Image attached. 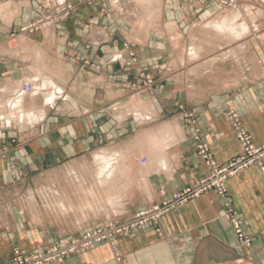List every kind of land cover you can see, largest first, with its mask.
Here are the masks:
<instances>
[{"label":"crops","instance_id":"1","mask_svg":"<svg viewBox=\"0 0 264 264\" xmlns=\"http://www.w3.org/2000/svg\"><path fill=\"white\" fill-rule=\"evenodd\" d=\"M68 1L72 4L69 16L52 28L23 37L14 46L0 45V110L19 88L8 104V114L0 111V124L9 126L15 120L20 128L16 131L0 126V264L11 257L14 247L44 249L102 227L112 211L128 203L133 208L125 213L161 203L188 181L207 174L200 144H206L214 161L226 163L241 150L229 113L238 117L254 143L264 142V6L250 9L253 16L241 21L240 10L220 7L214 0ZM57 8L56 0H0V35L17 33L40 12ZM230 12H236L237 17L225 21ZM259 14L262 17L257 18ZM115 28L125 37L140 38L136 43L138 55L157 50L158 40L151 44L156 48L148 46L150 38L160 32L169 37L177 31L184 34L195 29L203 38L206 30L214 29L211 44L217 50L208 56L215 54L219 65L215 73L204 71L209 57L203 54V46H198L194 58L183 59L184 73L154 81L150 96H131L128 79L133 73H125V77L113 73L114 66L108 62L119 45ZM254 29L258 35L250 31ZM226 35L230 39L223 42ZM63 47L70 52L68 60L60 51ZM171 51L164 49L170 54L169 60ZM75 55L102 62L100 69L81 73ZM35 77L54 85L55 91L63 89L69 96L66 106L53 114L42 109L26 115L24 104L30 108L42 105L36 97H25L31 91L20 90L22 79ZM18 111L21 117L15 114ZM28 117L39 121L34 127H25ZM97 142L103 143L104 150L95 154L96 159L114 157L125 165L120 164L125 179L120 182L119 197L112 199L111 189L101 187L100 164L96 185L76 187L73 194L46 186L38 193L27 182L30 175L40 173L48 185V173L87 153ZM136 157L146 161L136 165ZM126 159L133 162L130 171ZM149 164H155L154 168ZM77 179L83 182L80 175ZM129 184L140 189L135 199L126 201ZM21 189L28 190L27 197L12 193ZM49 190L56 198L48 200ZM227 190L229 205L216 191L208 190L112 242L102 241L66 256L63 264H264V175L257 166L248 167L229 178ZM37 195H41L42 204ZM229 209L250 236L248 245L238 239ZM69 213L74 215L71 223L67 221Z\"/></svg>","mask_w":264,"mask_h":264},{"label":"rangeland","instance_id":"2","mask_svg":"<svg viewBox=\"0 0 264 264\" xmlns=\"http://www.w3.org/2000/svg\"><path fill=\"white\" fill-rule=\"evenodd\" d=\"M86 1L94 2L95 0H86ZM214 1H215V4L220 7L227 8V9L240 10L241 11V15H240L241 21H247L249 17L253 16V14H249L250 9L254 8L258 10V8L262 9L264 6V0H214ZM56 3L58 6L57 11H49V10L42 11L37 16H34L33 18L26 21V23L20 27L17 33L10 32V33L1 34L0 35V45L8 44L10 46H14V43H17L23 37H27L30 34L37 33L40 31H45L46 29L52 28L57 23H59L61 20L68 17L72 9V4L68 0H56ZM255 16L259 18V17H262V14L255 15ZM41 18H43L44 20L46 19L44 24H46L47 26L44 29L43 28L36 29V27L34 26V23H36L37 20ZM27 25H31L32 28L22 30ZM254 30H250V31L256 32V35H258L257 30L255 31ZM199 33H200L199 31L192 29L191 31L186 30L185 33L183 34V31L181 30V31H177L173 33L169 37H166L164 34H162V32H160L159 36L157 34L154 38H150L149 40V46H148L149 48L153 46L151 44H155L156 41L158 40L159 45H156L158 47L157 48L154 47L157 50H155L152 47V49H154V52H152L153 54H151V51L149 53H145V51H143L144 53L138 55L136 51V46H137L136 43L139 41L140 38L125 37L123 36L124 34H122L119 28H115L113 30V34L116 36V38H119L118 39L119 45L116 47V49H113L111 56L108 59V62L112 66H114L113 73H119L118 75H122L123 77H125L124 76L125 73H129V75L133 73V75L131 74L132 76L131 79L130 78L128 79V89H129V93L131 96H135L138 94L139 95L147 94L150 96L153 94L152 90H153L154 81L160 78H162L163 81L164 80L166 81L168 75L184 73L185 62L183 59L188 61L190 57L194 58L193 52L198 46H203L204 48L203 54H205V56H208V54L210 55L212 51L216 52L217 47L214 44H211L212 39L215 38L216 31L214 29H211V30L208 29V31L206 30L204 32L205 35L203 38L199 37ZM223 38H224L223 42H226L230 39V36L226 35V36H223ZM165 48L169 49L170 51L172 50L171 52H173L172 53L173 55L171 57V60H169L170 54H167V52H164ZM60 51L64 56L63 58L65 60H68L67 58L70 56V52L66 51V47H63V49L62 50L60 49ZM224 52L225 51L219 52V56L222 55V53ZM214 55L210 57L208 56L209 61L207 64L203 66L205 69L204 71L208 73H215L216 71L215 67L216 65H219L218 64L219 60L218 61L215 60L216 58L214 57ZM157 58L159 59V63L156 62ZM100 63L102 62L93 61L87 57L75 55V64L79 68L78 70L81 71V73L96 72L97 70L100 69ZM228 68L230 69V67ZM158 69L159 70L162 69V72H160ZM152 73H158V75L155 76ZM22 80L24 81L28 80L32 82L33 84L34 91L32 90L33 92L31 91L28 94H25V97L27 95H30V96L36 97L37 103L38 101L40 102V100L42 102L41 106L35 105L36 107H34V105H32L33 107L31 106V108H30V105L28 106L24 104L25 113L29 114L31 111L38 113L40 112L39 110L43 109L44 111H48L51 114H53V113L59 112V110L61 109V106H66V104L68 103L69 96L66 92L63 91V89H61V87L58 86L61 89L60 91H55L53 87L54 85L44 84L42 80L39 79V77H35V78L27 79V80L22 79ZM18 89L19 88L17 87L15 89V92L11 95L10 99L5 103L6 108L4 107L5 109H2L0 111L4 113H7L8 111H10L8 108V104L10 100L14 97V95L19 91ZM82 96L86 97V93H84ZM57 101H58V104H57ZM58 106H60V108H58ZM25 119L27 120V124L25 125V127H34L35 124L38 123L39 121V120H36V121L33 120L32 122L29 120V117ZM0 126L10 127V128L14 127L16 131L20 129L18 125L13 123V121L12 123H10L9 126L7 124L5 125L0 124ZM113 148L118 149V147H113ZM103 150H104L103 143L97 142V144L93 146L87 153L81 155L80 157H77L72 160L61 163L59 165L60 168H57L56 171L48 173V177H47L48 178L47 180L49 183L48 185H45V181H46L45 176L41 175L40 173H35L33 175H30L27 182L30 183L33 191L38 192V193H39L40 188L45 187V186L47 188H52L53 191L58 190V192H63V193L67 192L70 194H73L76 187H82L83 189H86L96 183L95 182L96 168H97V165L101 164L100 162L101 159L97 158L95 162L94 156L97 153L103 152ZM142 159L144 160L145 158L137 157V162L139 163L144 162ZM129 168H132V167L130 166ZM70 171H73V172L71 173ZM79 175L81 176V179L83 180V182L77 179ZM58 187L59 189H57ZM129 187H131V184L129 185ZM139 189L140 188L138 187H134V189L128 188L127 193H128L129 198H127L126 201H131L135 199V196L138 194ZM132 190H134L133 191V193H135L134 196H132ZM51 191L50 190L48 191L49 192L48 200L56 198L54 196H51L50 194ZM14 192H16L17 196L19 197H23V196L27 197L28 190L27 189H21L17 191L12 190V193ZM40 197L41 195L36 196V198L38 199V202L42 204V202L39 200ZM72 198L74 200L76 199L75 196H72ZM159 207L162 208L161 203H159ZM132 208H133L132 203H128L118 208V210L112 211L110 213L111 218H109L108 222L102 227L108 230V229H115L120 226H123L130 219V216L132 214V212L125 213V210L131 211ZM166 211L161 212L159 217ZM69 215L70 216H67L68 217L67 221L71 223L70 219H73L74 215L72 213H69ZM92 215L93 213L90 212L88 216L92 217ZM157 220L158 219H151L148 222L150 221L154 222ZM97 228H100V227H97ZM97 228H94V229H97ZM129 231H130L129 233H131L133 230L132 231L129 230ZM80 235L72 237L71 239L77 238ZM122 235H127V234H122ZM53 244H56V243H51L50 245H53ZM15 248L19 249L18 247H14V249ZM46 248L33 250V251L32 250L24 251L21 249L19 250L23 253H30V252L42 251V250H45ZM14 249H13V252H14ZM13 252H12V255H13ZM10 258L11 257H9V259ZM47 263L58 264L57 262H47Z\"/></svg>","mask_w":264,"mask_h":264},{"label":"built area","instance_id":"3","mask_svg":"<svg viewBox=\"0 0 264 264\" xmlns=\"http://www.w3.org/2000/svg\"><path fill=\"white\" fill-rule=\"evenodd\" d=\"M45 21L46 19L41 18L34 23V26L36 29H44L47 26L44 24ZM29 28L32 26L27 25L22 30ZM20 90L29 92L33 90V86L31 82L23 81ZM228 117L236 131L241 146L240 152L226 163L219 164L212 159L206 144H200L198 148L208 167L207 174L197 180L188 181L181 190L172 193L169 198L161 202L162 208L159 207V203L151 204L142 210L133 212L123 226L108 230L104 227L86 230L77 238L69 239L64 243L49 245L42 251L23 253L15 248L11 258L1 264H44L47 262L63 264L66 256L102 241L112 242L118 235L128 234L129 230L138 229L151 219H158L161 212L180 205L208 190L216 191L224 198L225 204L229 205L231 199L227 190V182L230 177L251 166H257L264 175V142L254 143L234 113H229ZM228 216L238 239L248 245L251 238L243 229L241 219L231 209L228 211Z\"/></svg>","mask_w":264,"mask_h":264},{"label":"bare ground","instance_id":"4","mask_svg":"<svg viewBox=\"0 0 264 264\" xmlns=\"http://www.w3.org/2000/svg\"><path fill=\"white\" fill-rule=\"evenodd\" d=\"M243 12V11H242ZM236 12H230L229 13V15H227V16H225V21H232L234 18H236L237 17V15L235 14ZM247 18V17H246ZM247 23V22H246ZM245 23V24H246ZM244 24V25H245ZM246 26H247V24H246ZM58 88V87H57ZM62 92V91H61ZM22 93V92H21ZM16 100H18V99H16ZM11 102V101H10ZM13 102V101H12ZM13 104V103H12ZM14 104H15V102H14ZM18 104V103H17ZM22 105V104H21ZM17 105L15 104V107H16ZM10 107V106H9ZM19 107V106H18ZM6 108V107H5ZM17 108V107H16ZM18 109V108H17ZM11 111H12V109H11ZM17 111V110H16ZM10 113V112H9ZM12 113V112H11ZM8 114V113H7ZM13 115L12 116H15L14 115V113H12ZM17 116H20L21 117V113L18 111L17 113H15ZM27 114V113H26ZM32 114V113H31ZM36 114V113H35ZM44 114V113H43ZM1 115V114H0ZM38 115V114H37ZM5 115H3V117H4ZM7 116V115H6ZM9 116H11V115H9ZM8 116V117H9ZM11 116V117H12ZM1 117H2V115H1ZM13 118V117H12ZM19 119V118H18ZM20 119H22V118H20ZM38 119V118H37ZM9 120V119H8ZM24 120V119H23ZM13 121H15V120H13ZM20 122H21V120H19ZM25 121V120H24ZM16 122V121H15ZM23 123V122H22ZM31 123V122H30ZM19 124V123H18ZM163 137V136H162ZM167 138V137H166ZM166 139H164V141H165ZM164 144V143H163ZM145 146H147V144L145 145ZM144 147V146H143ZM161 147H163V146H161ZM140 147H138V149H139ZM145 148V147H144ZM143 148V149H144ZM148 148V147H147ZM133 149V148H132ZM114 150H112L111 152L112 153H114V154H116L115 152H113ZM143 151H145V150H143ZM138 152V151H137ZM146 152V151H145ZM149 152V151H148ZM106 153V152H105ZM110 153V152H109ZM108 153V154H109ZM148 154V153H147ZM104 155V154H103ZM128 155V154H127ZM132 155H133V153H132ZM135 155V154H134ZM137 155V154H136ZM99 156V155H98ZM101 156V155H100ZM117 156V155H116ZM108 157V156H107ZM106 157V158H107ZM133 157V156H132ZM131 157V158H132ZM135 157V156H134ZM133 157V158H134ZM150 157V156H149ZM98 158H100V157H98ZM123 158V157H122ZM124 159V158H123ZM136 159H137V157H136ZM95 160H96V158H95ZM143 160V159H142ZM147 160H148V158H147ZM160 159H158V161H159ZM98 161H99V159H98ZM126 161H127V159H126ZM132 161V160H131ZM131 161H129V162H131ZM134 161V163H135V160H133ZM146 161V160H145ZM144 161V162H145ZM154 161V160H153ZM101 164H100V166L99 167H102L101 169H98V170H100V172L98 173V181H99V183H100V185H101V187L102 188H104V187H106V189H107V191H108V189H111V193H112V199L114 198V197H119V190H118V188L121 186L120 184V182H122V179L124 178V175H122V173L120 174V164L122 165L123 163L121 162V161H119V159H117V158H114V157H108L107 159H103V158H101ZM128 161L126 162V166H128V165H131L132 167H133V162L130 164ZM144 162H142V163H144ZM155 162H156V159H155ZM98 163V162H97ZM96 163V164H97ZM124 163H125V160H124ZM136 163H137V161H136ZM135 163V164H136ZM147 163H148V161H147ZM154 163V162H153ZM152 163V164H153ZM158 164V162L156 163V165ZM136 165H140V164H136ZM155 165V164H154ZM153 165V166H154ZM122 166H125V165H122ZM147 166V165H146ZM149 166H150V164H149ZM153 166H150V167H152V168H154ZM130 167V166H129ZM128 167V168H129ZM125 168V167H124ZM127 168V169H128ZM136 168H137V166H136ZM144 168V167H143ZM147 169H149V168H147ZM98 170H97V172H98ZM129 171L131 170L130 168L128 169ZM150 170H152V169H150ZM149 170V171H150ZM123 171V170H122ZM142 171V169H140V172ZM73 172V171H72ZM125 172V171H124ZM126 172H127V170H126ZM125 172V173H126ZM138 172V171H137ZM140 172H138V173H140ZM97 174V173H96ZM127 174H129V173H127ZM126 174V175H127ZM140 174H142V173H140ZM130 175H133V174H130ZM97 176V175H96ZM139 176V175H138ZM127 177H128V175H127ZM130 177V176H129ZM133 177V176H132ZM142 177V176H141ZM144 177V176H143ZM146 177V176H145ZM96 179V178H95ZM125 179V178H124ZM128 179V178H127ZM130 179H131V177H130ZM139 179H141L140 177H139ZM129 180V179H128ZM142 180H144V179H142ZM147 180V179H146ZM146 180H144L145 182H146ZM97 181V182H98ZM132 181H134V179L132 180ZM144 181H142L143 183H145ZM128 183H134V182H128ZM98 184V183H97ZM138 184V183H137ZM96 185V184H95ZM99 185V184H98ZM125 185H126V183H125ZM130 185V184H129ZM133 185V184H132ZM122 186H123V184H122ZM127 186V185H126ZM146 186V185H145ZM101 187H99V188H101ZM135 187H137V186H135ZM142 187V186H141ZM89 188V187H88ZM97 188V187H96ZM120 188H122V187H120ZM119 188V189H120ZM127 188H131V187H127ZM139 188V187H138ZM123 189H125V188H123ZM132 189V188H131ZM121 190V189H120ZM146 190H148V189H146ZM107 191H105L106 193H107ZM132 191H134V190H132ZM79 192V191H78ZM87 192V191H86ZM89 192V191H88ZM95 192H97V191H95ZM94 192V193H95ZM101 192H103V191H101ZM130 192H131V190H130ZM84 193V192H83ZM91 194V193H90ZM95 194H97V193H95ZM98 194H100V193H98ZM68 195V194H67ZM83 195V194H82ZM65 196V195H64ZM92 195H90V197H91ZM94 196V195H93ZM107 196V195H106ZM68 197V196H67ZM86 197V196H85ZM89 197V198H90ZM96 197V196H95ZM99 198V197H98ZM103 198V197H102ZM129 198V197H128ZM64 199V198H63ZM93 199H95V198H93ZM111 199V198H110ZM116 199V198H115ZM119 199V198H118ZM107 200V199H106ZM95 201V200H94ZM102 201V200H101ZM116 201H118V200H116ZM120 201H122V200H120ZM68 202V201H67ZM73 202V201H72ZM71 202V203H72ZM75 202V201H74ZM77 202V201H76ZM86 202H84V204H85ZM89 203H91L90 201H89ZM94 203V202H93ZM106 203V202H105ZM124 203V202H123ZM58 204V203H57ZM61 205V204H60ZM71 205V204H70ZM73 205V204H72ZM95 205V204H94ZM93 205V207L95 208V206ZM118 205V204H117ZM120 205V204H119ZM118 205V206H119ZM123 205V204H122ZM58 206V205H57ZM61 206H63V205H61ZM60 206V207H61ZM81 206H83V205H81ZM86 206V205H85ZM92 206V205H91ZM97 206V205H96ZM71 207V206H70ZM73 207V206H72ZM88 206H86V208H87ZM92 207V208H93ZM100 207V206H99ZM111 207V206H110ZM49 208V207H48ZM59 208V207H58ZM83 208H85V207H83ZM97 208V207H96ZM146 208V207H145ZM88 209V208H87ZM51 210V209H50ZM60 210V209H59ZM80 210V209H79ZM101 210V209H100ZM142 210V209H141ZM61 211V210H60ZM60 211H59V213H60ZM64 211V210H63ZM85 211H87V210H85ZM89 211H90V209H89ZM98 211V210H97ZM96 211V212H97ZM62 212V211H61ZM66 212V211H65ZM68 212H70V211H68ZM78 212V211H77ZM105 212V211H104ZM57 213H58V211H57ZM106 213V212H105ZM82 214V213H81ZM81 214H80V216H81ZM89 215V214H88ZM105 215V214H104ZM84 216V215H83ZM82 218V217H81Z\"/></svg>","mask_w":264,"mask_h":264},{"label":"water","instance_id":"5","mask_svg":"<svg viewBox=\"0 0 264 264\" xmlns=\"http://www.w3.org/2000/svg\"><path fill=\"white\" fill-rule=\"evenodd\" d=\"M145 207H141L140 209H138V210H141V209H144Z\"/></svg>","mask_w":264,"mask_h":264}]
</instances>
